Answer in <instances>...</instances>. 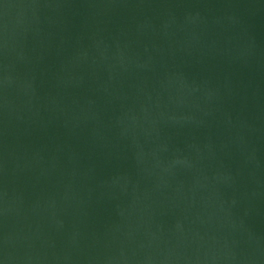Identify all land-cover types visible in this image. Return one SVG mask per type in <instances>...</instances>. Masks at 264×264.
Listing matches in <instances>:
<instances>
[{
	"label": "water",
	"instance_id": "95a60500",
	"mask_svg": "<svg viewBox=\"0 0 264 264\" xmlns=\"http://www.w3.org/2000/svg\"><path fill=\"white\" fill-rule=\"evenodd\" d=\"M0 264H264V0H0Z\"/></svg>",
	"mask_w": 264,
	"mask_h": 264
}]
</instances>
